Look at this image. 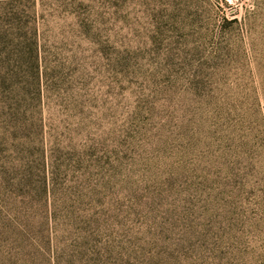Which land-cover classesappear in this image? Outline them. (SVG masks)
<instances>
[{"label":"rangeland","instance_id":"rangeland-1","mask_svg":"<svg viewBox=\"0 0 264 264\" xmlns=\"http://www.w3.org/2000/svg\"><path fill=\"white\" fill-rule=\"evenodd\" d=\"M0 264H264V0H0Z\"/></svg>","mask_w":264,"mask_h":264}]
</instances>
